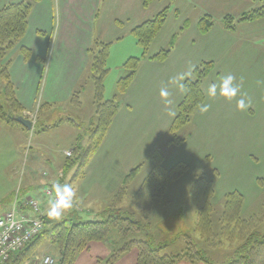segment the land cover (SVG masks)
<instances>
[{
  "label": "rangeland",
  "instance_id": "obj_1",
  "mask_svg": "<svg viewBox=\"0 0 264 264\" xmlns=\"http://www.w3.org/2000/svg\"><path fill=\"white\" fill-rule=\"evenodd\" d=\"M134 1L136 2V0ZM134 1L101 0L100 2L95 23V35H103L104 40L102 41L111 43L107 58V67L110 68V71L104 78L103 96L105 99L113 98L114 94H116L115 81L119 77L125 76L126 71L122 65L129 57L128 55L140 56L142 53L141 47L129 30L131 25L141 19L137 15L138 12H141V6L135 4ZM200 1L195 0L194 12L191 5L183 0H165V4H163V1V3H159L161 0H152L147 5L153 4L150 12L154 14L166 5L169 7L165 24L150 44L149 55L166 48L173 34H176V41L180 31L188 27L196 29L199 17L206 13L211 15L213 25L216 26L215 32L212 31L213 36L219 39L217 35H221L219 27H224V16L231 15L238 18L241 13L260 3L259 0H250V6L247 7L245 4L247 0H202V3L198 4ZM160 4V9L156 10ZM202 9H206V11ZM190 13L195 14V20L186 18ZM117 18L124 22L123 27L114 22ZM253 21H242L245 23L241 24L237 22L236 26L238 25V29L230 31V35L226 40L229 49L223 54L220 51L215 53L213 70L202 81L205 99L193 111L188 123L176 132L178 137L184 138V141L172 142L167 145L165 140L168 141L171 138L170 133L166 131L160 134L158 146L165 153L164 166L170 169L177 166L179 161L187 164L183 173L176 178L170 177L168 179L160 196L153 199L152 194L150 196L151 199L148 196L145 199H139L136 194L141 187L143 179L152 168L153 163L147 160L146 156L141 160L138 158L139 161L130 166L128 170L122 169L115 172V179L118 176L122 179L121 184H119L113 195L107 194L110 188L103 186L102 182L106 180H103V178L95 180L94 177H91V179L83 181L84 185L88 184L86 186L87 190L91 186V194L89 193V195H86V193L78 194L77 189L71 185L75 191V196L73 198V207L68 209L69 212L75 211L84 219L93 217L92 219L101 220L115 214L116 208H121L122 211L128 212L127 214L131 220H135L134 223L124 220L120 224L117 223L111 226L105 240L90 242L87 249L76 253L72 264H136V257L139 251L136 245L125 251H119V248H122L126 242L131 240V242L137 243V240L151 239L154 245L167 244V248L171 252L177 253L186 248L188 243L185 241L186 237H190L197 249L207 256L209 263L184 260L176 262V264H220L228 261L230 253L241 241L239 239L230 240L223 232H220L221 222L219 216L223 207L241 206V214L248 216L259 212L264 206V48L260 47H264L262 42L264 40H261V38L264 39V35L261 36L264 33V19L254 23H247ZM197 30L199 31L198 28ZM189 32L192 31L185 33L182 39L183 43L178 48V53L189 55L191 57L189 60L191 61L197 56L200 57L206 54L205 46L207 40H199L197 44L188 46L187 42L192 37ZM121 34H124V37L117 39ZM220 53L221 57L218 58ZM125 57L127 58L125 59ZM218 72H220L219 77L216 75ZM227 74L235 76L234 83L240 85V92L237 96L227 99L219 95V89L216 97L207 96L206 92L209 85L212 83L219 84L220 78ZM190 75L192 74L190 73L188 76ZM0 82H4V80L0 78ZM169 83L171 81L160 83L161 89L166 87L169 95L166 98L161 97L159 99L160 106L168 107V112L164 116L157 114L148 116L152 120V126L156 128L160 122L158 119L162 118L163 121L169 117L168 114L175 116L177 104L181 100V98H178L177 104L175 106L171 105V101L173 102L174 97L177 96V87ZM142 85V83L139 84V86ZM123 94L115 98L117 104L120 102L118 107L126 104ZM79 95V105H74L75 103L70 102L69 104H59L53 109H49L47 105L42 106V103H39L33 108L34 111L32 112L25 111L23 107L22 115L31 118L33 125L35 124V127L37 126L38 128L44 129L47 127L44 124L52 123L59 120V118L65 120L68 116L72 120L74 119L75 123L81 124V128L78 129L65 120L59 127L37 131L28 138L25 135L23 143V171L30 168V155H34L35 152L39 153L34 156H37L40 162L45 159L52 163L59 156L62 159L64 158L62 151L65 149L66 152L72 151L69 147L76 142L78 133L80 134L81 132L80 143L82 145L89 141L88 128L90 123L96 122L93 87L90 79L84 84V89L81 90ZM241 98L245 100L247 105L243 110L237 107V101ZM155 102L156 100L153 99L154 104ZM202 105H208L207 111H200ZM136 110L137 108H135ZM203 120L204 131L197 132L198 124L199 126L202 125ZM56 124L57 122H54L52 125ZM119 148H127V146L122 144ZM19 150L20 148L18 147L16 153L15 151L12 152L10 145L1 146L0 174L6 165L7 172L12 166H15ZM65 160L60 163L59 172L54 180L50 182L51 176H46L49 183L44 184L45 186L57 182L68 184L69 180L65 179V174L73 181L82 178V176L77 178L80 175L79 169H76L75 166L65 170ZM139 164L142 165L128 182V186H125L126 189L119 192L124 176ZM103 165H106V162ZM109 166H112L110 171L115 168L113 163H110ZM39 168L41 169V166ZM23 171L16 170L18 180ZM8 177V182L11 185L12 178L10 175ZM203 179H209L213 182L210 190L207 185H203ZM95 192H98V194H94ZM232 193H236L241 198L235 197L236 195H233L234 198H230ZM28 196L30 195H27L26 191L21 193V189L17 190L12 196L10 206L6 208L5 206H0V209L5 208L0 211V214L9 210L12 205H16L14 207L17 209H19V206L22 210L24 205L27 206L26 202L30 199ZM94 196L95 198L93 199L98 201L91 200ZM44 197L43 202L37 200L40 203L39 207L42 212L47 214L50 206L49 202L52 199L46 195ZM203 206L211 208V222H207L211 224L209 229L200 227L204 223L201 221ZM65 213L66 211L55 219H60ZM125 228H128V230L123 232L122 230ZM161 253H164L163 250H161ZM45 255H50L56 259L58 256L57 248L48 242L47 239L42 241L38 239L32 254L23 264H30L35 259L40 262V259ZM114 257L116 258L114 259Z\"/></svg>",
  "mask_w": 264,
  "mask_h": 264
},
{
  "label": "crops",
  "instance_id": "obj_2",
  "mask_svg": "<svg viewBox=\"0 0 264 264\" xmlns=\"http://www.w3.org/2000/svg\"><path fill=\"white\" fill-rule=\"evenodd\" d=\"M16 1L22 0H0V8L9 2ZM162 1L164 2L165 0H161L159 3H163ZM183 1L189 3L192 11H195V0ZM100 2L101 0H37L32 5L28 15L27 29L19 44L11 49L7 55L10 59L8 69L10 79L15 88L16 96L25 111H34L33 108L39 103H46L49 109H53V107L59 104H69L71 94L78 88L84 89L82 83L86 84L89 80L86 79L89 65L88 48L93 44L94 39L104 40L103 35H95V23ZM134 3L141 6V12L137 14L141 19L131 25L129 30L134 25L154 14L150 12L151 5L153 4L144 7L141 0H136ZM201 3L202 0L198 4ZM249 3L250 0H247L245 3L247 7L250 6ZM160 6L161 4L156 10H159ZM202 10L206 11V9ZM186 18L195 20V14L190 13ZM262 19L264 18L257 19L256 21ZM256 21L247 23H254ZM114 22L122 27L124 26V22L119 18L115 19ZM215 29L216 26L213 25L208 32L203 34L197 28L188 27L179 32L174 48L165 60L157 61L142 58L139 61L136 74L127 91L123 94L126 104L118 107L99 147L85 167V175L81 179L73 181V179H69L65 174V179L69 180L68 184L74 186L78 194H91V186L87 190L86 186L88 184L84 185L83 181L94 177L95 180L106 179L105 182H102L103 186L110 188L107 194L113 195L118 189L119 184H121L122 179L119 176L115 179V172L122 169L128 170L135 162L145 157L152 148L160 147L158 146L159 136L162 132L167 131V126L174 117V115L168 114L169 117L165 120L162 121V118L158 119L160 122L157 128L152 126V120L148 117L155 114L164 116L168 112V107H161L159 103V99L161 98L160 83L171 81L169 84L177 87V94L175 93L177 96L174 97L173 102L171 101V105L175 106L183 96V86L181 85L183 77L189 75L190 71L199 62L203 60L215 62V53L220 51L223 54L229 49L226 40L230 35V31H236L238 25L233 30L219 27L221 31V35H217L219 39L213 36L212 31ZM187 31H192L189 32L192 34V37L187 42L188 46L197 44L199 40H207L205 46L206 54L200 57L197 56L191 61L189 60L191 59L189 55L178 53V48L183 43L182 39ZM123 37L124 34H121L117 39ZM261 40L264 39L261 38ZM262 42L264 45V41ZM21 46L29 50L28 55L23 52ZM260 47L264 48L263 46ZM128 56L130 57L131 55ZM220 57L221 53L218 55V58ZM216 75L219 77L220 72ZM140 83L143 85L139 86ZM81 85L82 87H80ZM153 99L156 100L155 104L153 103ZM135 108H137L136 111ZM65 120L79 129L78 124L71 117L68 116ZM65 120L59 118V120L52 123H43L47 127L38 131H45L51 127H59ZM54 122H57V124L52 125ZM200 126L198 124L196 128L197 132L204 131V120ZM34 128L36 129L35 124L31 130H27L18 125H9L0 120V148L1 146L6 147L10 145L12 152L15 151L16 153L17 148H20L15 166H12L7 172L6 165L0 174V178L2 179L0 181V206H5V208L10 206L12 196L20 189L21 193L26 191L27 195H30L28 197H35V199L43 202L45 198L43 192L45 188L44 184L49 183L46 176H51L50 182L54 180L59 172L60 163L66 159V149L62 151L64 158L62 159L59 156L52 163L45 159V161L42 160L44 162H40L37 156H34L39 153L35 152L34 155H30V168L23 171L24 137L25 135L26 138L33 136L37 132ZM165 143L167 145L171 144L167 140H165ZM122 144H125L127 148H119ZM72 147L73 145L69 148L72 149ZM159 149L162 152L161 147ZM163 156H165V153ZM138 158L140 159L138 160ZM104 162H106V165H103ZM110 163L115 165V168L111 171L112 166H109ZM39 166H41V169ZM18 169L20 172L23 171L19 180L16 173ZM9 175L12 178L11 185L8 182ZM94 194H98V192ZM95 196L91 200L96 202L98 200L93 199ZM5 208L0 209V211ZM92 218L89 217V219ZM162 250L164 253H174L167 248V244Z\"/></svg>",
  "mask_w": 264,
  "mask_h": 264
},
{
  "label": "trees",
  "instance_id": "obj_3",
  "mask_svg": "<svg viewBox=\"0 0 264 264\" xmlns=\"http://www.w3.org/2000/svg\"><path fill=\"white\" fill-rule=\"evenodd\" d=\"M36 1L22 0L9 2L0 8V78L4 80V82H0V120L9 125H18L20 127L23 126L17 122L16 117L22 115L23 106L16 96L15 88L10 79L8 71L10 59L7 57V54L19 44L23 37L27 29L29 12ZM151 1L141 0V3L143 6H147ZM259 2L251 9L241 13L238 18L231 15L224 16L223 26L226 29L233 30L237 22L264 18V0H259ZM168 8V5H166L152 17L141 21L131 28L130 32L141 47L142 53L140 56H130L124 61L122 66L126 74L117 80L116 94H114L113 98L105 99L103 96L104 78L109 73L107 58L111 43L94 39L93 44L88 48L89 65L86 79H90L93 85L96 122L90 123V127L88 128L89 141L85 145H82L80 143L81 132L80 134L78 133L71 155L66 156L65 170L75 166L76 169H79L80 176H77V178L84 176L85 167L89 159L99 147L118 109L115 98L127 90L136 74L139 61L146 57L162 61L173 48L176 34L170 37L166 48H162L152 55L148 54L151 42L165 24ZM212 26L213 20L211 15L204 14L199 17L197 28L201 33L209 31ZM21 49L28 55L29 50L26 47L21 46ZM213 67V61L203 60L194 66L191 71L192 75L184 76L182 82L184 93L177 104L176 114L167 129L171 135V138L168 140L170 143L184 141V138L178 137L176 132L188 123L193 111L203 103L205 94L202 81L212 72ZM80 93L81 88L75 90L71 94L70 102L75 103L74 105H79ZM44 105L47 104L42 103V106ZM78 126L81 128L80 123H78ZM38 129L43 128L36 126L35 131H38ZM146 159L150 160L153 164L136 193L139 199H145L147 196L151 199L150 196L152 194L153 199L160 196L168 179L179 176L187 166L185 162L179 161L177 166L167 169L163 164V153L157 147L152 148L147 153ZM141 165H137L124 176L119 192L126 189L125 186H128V182H130ZM202 183L205 186L207 185L209 190L213 185V182L209 179H203ZM233 195L241 198L236 193H232L230 198H234ZM209 208V206L202 207L201 221L204 223L200 227L204 229H209L211 225L207 223L211 222V208ZM22 209H26V206H23ZM127 213L125 210L122 211L121 208H116L115 214L101 220L84 219L75 211L69 212L68 210H66V213L60 219H53L48 213L44 214L42 216L43 225L40 232L25 243L22 248L13 252L4 264H23L32 254L38 239L39 241L47 239L48 242L57 248L58 256L55 259L56 264H72L76 253L87 249L90 242L105 240L109 234L110 227L114 226V224H120L124 220L134 223L135 220H131ZM219 218L221 222V226L219 227L220 232H223L230 240L239 239L241 241L230 253L228 261L220 264H264V206H262L259 212L248 216L241 214V206H224ZM128 228L122 231L125 232ZM185 241L186 243L188 242L186 248L177 253H161L166 244L154 245L151 239L137 240V243H133L130 240L122 248H119V251H125L131 246L136 245L139 250L136 264H175L178 261L184 260L188 262L205 261L209 263L207 256L197 249L195 243L190 240V237H186Z\"/></svg>",
  "mask_w": 264,
  "mask_h": 264
},
{
  "label": "built area",
  "instance_id": "obj_4",
  "mask_svg": "<svg viewBox=\"0 0 264 264\" xmlns=\"http://www.w3.org/2000/svg\"><path fill=\"white\" fill-rule=\"evenodd\" d=\"M70 154L71 151L66 152L67 156ZM52 185L49 184L44 188V194L51 199L55 196ZM26 204L27 206L24 205L26 209L21 210L19 206L17 209L14 207L16 205H12L9 210L0 214V264H4L13 252L22 248L42 228L44 213L39 207V201L30 198ZM30 264H55V260L52 256L45 255L40 262L35 259Z\"/></svg>",
  "mask_w": 264,
  "mask_h": 264
},
{
  "label": "clouds",
  "instance_id": "obj_5",
  "mask_svg": "<svg viewBox=\"0 0 264 264\" xmlns=\"http://www.w3.org/2000/svg\"><path fill=\"white\" fill-rule=\"evenodd\" d=\"M235 76L232 74L224 75L220 78L219 84L212 83L207 89V96L216 97L219 89V95L227 99H232L240 92V85L234 83ZM161 97H168L169 92L166 88H162L160 91ZM237 107L239 109H245L247 107L243 98L237 101ZM208 105H202L200 111H207ZM52 190L55 193L54 198L49 202L48 215L52 218H59L66 210L73 207V198L75 191L69 184H60L59 182L52 185Z\"/></svg>",
  "mask_w": 264,
  "mask_h": 264
},
{
  "label": "water",
  "instance_id": "obj_6",
  "mask_svg": "<svg viewBox=\"0 0 264 264\" xmlns=\"http://www.w3.org/2000/svg\"><path fill=\"white\" fill-rule=\"evenodd\" d=\"M17 122H19L25 129L30 130L32 128V121L24 117L23 115L16 117Z\"/></svg>",
  "mask_w": 264,
  "mask_h": 264
}]
</instances>
